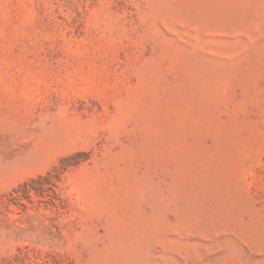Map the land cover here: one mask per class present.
I'll use <instances>...</instances> for the list:
<instances>
[{"label":"rangeland","instance_id":"374dc122","mask_svg":"<svg viewBox=\"0 0 264 264\" xmlns=\"http://www.w3.org/2000/svg\"><path fill=\"white\" fill-rule=\"evenodd\" d=\"M0 264H264V0H0Z\"/></svg>","mask_w":264,"mask_h":264}]
</instances>
